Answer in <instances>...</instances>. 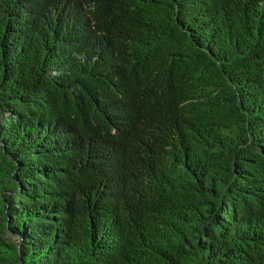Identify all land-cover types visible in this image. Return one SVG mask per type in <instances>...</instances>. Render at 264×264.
Returning <instances> with one entry per match:
<instances>
[{"label":"trees","instance_id":"trees-1","mask_svg":"<svg viewBox=\"0 0 264 264\" xmlns=\"http://www.w3.org/2000/svg\"><path fill=\"white\" fill-rule=\"evenodd\" d=\"M0 264H264V0H0Z\"/></svg>","mask_w":264,"mask_h":264},{"label":"rangeland","instance_id":"rangeland-1","mask_svg":"<svg viewBox=\"0 0 264 264\" xmlns=\"http://www.w3.org/2000/svg\"><path fill=\"white\" fill-rule=\"evenodd\" d=\"M12 241H16V238H15V237H13V238H12Z\"/></svg>","mask_w":264,"mask_h":264}]
</instances>
